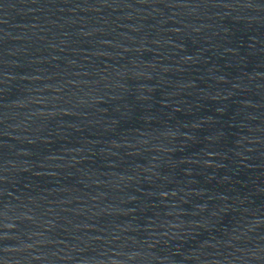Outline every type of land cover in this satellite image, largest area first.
<instances>
[{"label": "water", "instance_id": "95a60500", "mask_svg": "<svg viewBox=\"0 0 264 264\" xmlns=\"http://www.w3.org/2000/svg\"><path fill=\"white\" fill-rule=\"evenodd\" d=\"M0 127L264 165V0H0Z\"/></svg>", "mask_w": 264, "mask_h": 264}]
</instances>
